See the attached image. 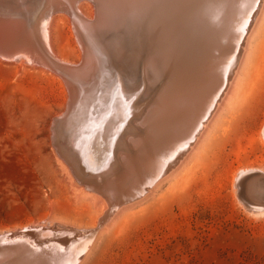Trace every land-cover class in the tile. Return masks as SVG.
Instances as JSON below:
<instances>
[{"label":"rangeland","instance_id":"374dc122","mask_svg":"<svg viewBox=\"0 0 264 264\" xmlns=\"http://www.w3.org/2000/svg\"><path fill=\"white\" fill-rule=\"evenodd\" d=\"M93 3L80 4L85 16L95 13ZM246 9L233 18L236 34H229L231 28L218 33L223 41L217 45L233 39V50L240 42L241 26L251 18ZM5 10L0 7V14ZM59 12L48 25V42L56 56L73 64L81 59V41L70 15ZM195 12L159 13L155 38L144 31L145 38L137 21L129 25L130 42L143 55L152 39L151 54L163 55L170 32L199 26V14L190 15ZM254 21L230 87L193 148L151 190L110 211L109 200L79 183L56 150L53 120L69 99L61 76L20 66L0 53V232L58 226L53 222L81 229L92 240L77 264H264V210L255 211L247 199L250 179L264 184V5ZM185 51L170 58L169 69L184 61ZM231 53L230 59L237 52ZM62 250L53 263L62 260Z\"/></svg>","mask_w":264,"mask_h":264},{"label":"bare ground","instance_id":"6f19581e","mask_svg":"<svg viewBox=\"0 0 264 264\" xmlns=\"http://www.w3.org/2000/svg\"><path fill=\"white\" fill-rule=\"evenodd\" d=\"M53 1L0 0V7L7 8L5 15L0 14V53L23 67L52 70L26 49L5 47L11 38L6 20L14 18L15 14L21 15L22 20H30L33 33L39 31L44 47L63 62L67 61L56 56L48 42L47 28L52 16L59 11L67 12L77 35L81 34L77 29H83L81 37L85 44L80 43L81 59L87 50L91 64L75 75L69 85L59 74L68 87L69 99L66 109L53 120L55 146L76 180L109 200L110 211L151 190L196 144L230 87L237 56L245 51L243 38L247 39L245 35L252 30L254 17L258 11L260 13L264 0H92L95 13L86 19L77 18L82 13L83 0H65L67 5L70 3L68 6L61 3L64 8L47 13L45 9ZM39 5L44 7L42 11ZM249 8L251 18H245V24L244 20H238L246 25H240L241 35H235L241 36V40L234 38L235 42H240L233 50L232 37L230 44L217 45L223 41L222 36V41L217 39L218 33L231 28L229 34H236L239 25L234 23L236 28L232 32L233 22H236L233 18ZM168 9L174 15L196 10L190 15L199 14L194 21L201 26H188L182 34L184 28H180L177 35L175 31L170 32L163 44V55L156 58L148 47L154 45V41L149 39L143 57L141 49L134 48L130 42L128 33L134 25H129L142 21L141 34L148 38L144 33L148 31L149 37L155 38L156 15ZM183 50H186L184 61L169 69L170 58ZM230 53L235 54L232 59ZM155 77L158 78L152 79ZM247 186L249 207L264 210V184L254 178ZM53 223L58 226H24L0 232V264H77L92 234ZM62 249H66L65 253ZM60 250L68 257L64 259L62 254V260L59 257L53 263L52 259Z\"/></svg>","mask_w":264,"mask_h":264},{"label":"water","instance_id":"95a60500","mask_svg":"<svg viewBox=\"0 0 264 264\" xmlns=\"http://www.w3.org/2000/svg\"><path fill=\"white\" fill-rule=\"evenodd\" d=\"M61 3L66 6L70 4L69 3L67 5L68 1L66 2L65 0H54L53 4L51 6L48 5L45 10L47 11V13H49V12L55 11L58 8H64L65 6L60 5ZM39 6H40V9L38 8L39 11H42L44 7L42 5H39ZM15 15L16 16H14V18L6 20L7 27L9 29L11 38L6 42L5 47L7 48L16 47V49H26L27 52L30 53L32 56H35L41 59L45 65H47L53 71L57 72L62 77H64L68 85L74 79L75 75L80 73L81 70H83L85 67L91 64L90 55L88 54L87 50H85L83 58L79 59L75 64L63 62L55 58L48 52L46 47H44L43 38H42L41 33H39V31H36L35 33H33L32 28L30 26V20L25 21V20H22L23 17L21 15H18V14H15ZM77 18L86 19V16L83 13H81L80 17L78 15ZM80 29L81 28H78L77 31L83 34V29H81L82 31ZM16 32H17V35H15ZM78 37L82 45H84L85 41L83 40L81 35L78 34ZM39 44H40V47H39ZM143 82L144 80L141 81V86L144 85Z\"/></svg>","mask_w":264,"mask_h":264}]
</instances>
